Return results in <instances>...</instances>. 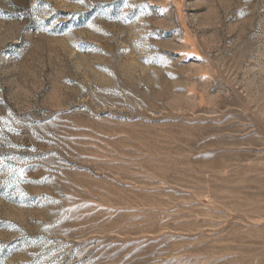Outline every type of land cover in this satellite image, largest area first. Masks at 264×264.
<instances>
[{"label": "rangeland", "instance_id": "374dc122", "mask_svg": "<svg viewBox=\"0 0 264 264\" xmlns=\"http://www.w3.org/2000/svg\"><path fill=\"white\" fill-rule=\"evenodd\" d=\"M0 264H264V0H0Z\"/></svg>", "mask_w": 264, "mask_h": 264}, {"label": "snow or ice", "instance_id": "6c2138e0", "mask_svg": "<svg viewBox=\"0 0 264 264\" xmlns=\"http://www.w3.org/2000/svg\"><path fill=\"white\" fill-rule=\"evenodd\" d=\"M80 2H82V0H80Z\"/></svg>", "mask_w": 264, "mask_h": 264}]
</instances>
